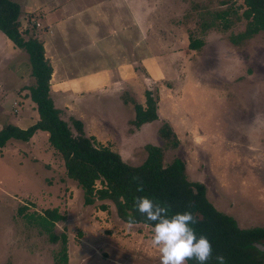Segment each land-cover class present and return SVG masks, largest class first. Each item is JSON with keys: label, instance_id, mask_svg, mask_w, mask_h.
<instances>
[{"label": "rangeland", "instance_id": "374dc122", "mask_svg": "<svg viewBox=\"0 0 264 264\" xmlns=\"http://www.w3.org/2000/svg\"><path fill=\"white\" fill-rule=\"evenodd\" d=\"M13 1L22 7L24 34L30 25L23 24L39 14V38L59 37L69 53L64 59L73 62L66 71L82 75L77 80L86 94L69 99L73 109L64 107L63 116L76 114L87 136L131 166L148 158L146 146L166 145L159 130L168 124L179 145L165 149L164 163L182 159L188 179L206 186L219 211L241 228H264V32L232 43L246 29L242 0ZM192 39L203 46L191 49ZM132 61L140 79L114 86L110 75L125 77ZM153 70L157 79L149 82ZM147 92L157 101L158 119L136 128L131 100L145 108ZM13 97L0 105V129L26 128L36 118L30 101L14 104ZM48 138L38 131L0 151V264H54L61 242H50L27 218L46 210L65 216L55 232L68 237V264H160L153 228L129 227L110 200L85 205Z\"/></svg>", "mask_w": 264, "mask_h": 264}, {"label": "trees", "instance_id": "16d2710c", "mask_svg": "<svg viewBox=\"0 0 264 264\" xmlns=\"http://www.w3.org/2000/svg\"><path fill=\"white\" fill-rule=\"evenodd\" d=\"M242 1L245 6L243 18L247 23L244 32L231 38L235 45L264 32V0ZM21 14L17 2L0 0V31L29 55L35 84L28 87V95L37 106L39 120L26 129L13 124L3 126L0 129V151L11 140L29 142L38 131L48 133L49 144L63 160L68 178L76 181L83 190L85 205H93L97 200H110L125 222L131 214L135 217L134 224L153 228L154 222L146 220L134 209V198L147 195L169 206V215L184 211L194 214L198 222L192 227L197 236L205 235L212 244L213 255L207 264H217V255L224 256L225 264H264V252L254 245L255 242L264 244V228H241L234 217L219 211L209 201L206 186L188 179L182 159L175 158L168 165L164 163L165 149H175L179 145L176 134L168 124L159 130L166 145L146 146L148 158L141 165L131 166L117 152L88 137L80 120L64 118L50 95L53 68L45 57L44 44L35 34L27 38L24 36ZM229 25L228 21L225 22L223 29L227 30ZM202 46V40H191V49L198 50ZM131 103L135 107L133 125L136 128L158 119L157 101L151 92H147V107L132 100ZM26 211L25 206L20 213L25 214ZM27 218L48 235L50 242H61V248L54 256V264H68V237L55 232L56 223L64 220L65 216L57 210H46L31 213ZM186 264L197 262L192 259Z\"/></svg>", "mask_w": 264, "mask_h": 264}, {"label": "crops", "instance_id": "0c3cea01", "mask_svg": "<svg viewBox=\"0 0 264 264\" xmlns=\"http://www.w3.org/2000/svg\"><path fill=\"white\" fill-rule=\"evenodd\" d=\"M39 8H41V6ZM33 9L34 7H32L30 11H28L27 13L28 14L31 13ZM21 11H22V7H21ZM46 13L47 12L45 10L43 14L46 16ZM38 16L39 14H36V16L27 23V26L26 24H23V27L25 29L30 25L28 27L29 31L26 30V34H24V36L27 38L29 35L32 36L35 34L36 37L40 39L44 44L45 57L46 59L50 61V64L52 65V68H53V73H52L51 81H50V95L54 101L55 106L61 111L62 110L64 111L65 108L73 109L72 107L73 100L69 101V99H72L75 96H81V95L86 94V92L80 88L81 86L78 84L79 80H77V79H81L82 75L76 74V73L69 74V72L66 71L67 69L72 67L73 62H71L69 58L64 59L65 57L69 56V53L65 50L66 46L63 45L64 42L60 40L59 37H57L55 40H52L49 37H46V34H45L43 38H39L40 31L38 30V28H41L42 25H40V23L36 20ZM40 16H42V14H40ZM23 18L24 17L21 18L22 22H23ZM35 22L36 24L33 25V23ZM52 25H49L47 27V31L49 30L51 31L53 29ZM21 27H22V24H21ZM61 58L64 60L60 62ZM132 64L133 65H131L130 71L126 72L125 77L117 78V75L119 74V72H114V74L110 75L111 83L114 84V86L121 87L123 85L131 84L134 81L136 82L140 79L141 77L140 73L135 72L136 70L133 71V68H132L133 66L135 69V62L132 61ZM158 65L159 63L156 62L153 66H158ZM120 68H123V67H120ZM31 72H32V69H31V64H30L28 53L16 47L14 43L10 41L0 31V105H3V102L5 101L4 98L10 99L11 96L14 95L12 99L14 100V104L17 103L16 101L18 100L20 101L24 99L23 101H26V104H28V101H30L32 106L36 107V110H37L36 104L30 99V97H28L29 96L28 87L34 86L35 84V80L32 77ZM75 72H77L76 69H75ZM122 72L123 71L120 70V73ZM149 73L151 74L150 78L152 80H148V81L149 82L156 81L157 77H155L153 73L157 74V72L153 70V71H150ZM72 85H76L78 89L76 87L75 88L72 87ZM106 86H108V84L103 83V84H100L99 86L97 85L95 87H88V90L99 87L97 90H95V91H98L100 89L106 88ZM11 91H14L16 94H9ZM88 92H93V91H88ZM142 95L143 93H141V98H140V100L142 99L141 102L143 101ZM3 96L5 97L2 98ZM73 115L74 116L68 114V117L64 115V118L70 119L72 117V118L77 119L76 118L77 115L76 114H73ZM36 118L34 122L31 123L30 125H27L26 128L33 125L39 120L38 112L36 113ZM26 128L24 127V129ZM85 133H87L86 130H85Z\"/></svg>", "mask_w": 264, "mask_h": 264}, {"label": "clouds", "instance_id": "9594fccd", "mask_svg": "<svg viewBox=\"0 0 264 264\" xmlns=\"http://www.w3.org/2000/svg\"><path fill=\"white\" fill-rule=\"evenodd\" d=\"M134 209L154 222L151 245L160 253V264H186L192 259L197 264H207L212 258V244L205 235L197 236L192 225L198 221L191 211L169 215V206L147 195L134 198ZM127 222L132 227L135 217L129 214ZM215 259L217 264H225L224 256L217 255Z\"/></svg>", "mask_w": 264, "mask_h": 264}, {"label": "water", "instance_id": "95a60500", "mask_svg": "<svg viewBox=\"0 0 264 264\" xmlns=\"http://www.w3.org/2000/svg\"><path fill=\"white\" fill-rule=\"evenodd\" d=\"M255 247L258 248L261 252H264V244L255 242L254 243Z\"/></svg>", "mask_w": 264, "mask_h": 264}]
</instances>
